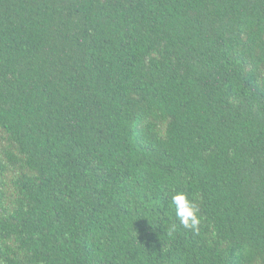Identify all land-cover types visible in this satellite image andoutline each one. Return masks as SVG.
<instances>
[{
  "label": "trees",
  "instance_id": "trees-1",
  "mask_svg": "<svg viewBox=\"0 0 264 264\" xmlns=\"http://www.w3.org/2000/svg\"><path fill=\"white\" fill-rule=\"evenodd\" d=\"M0 264H264V0H0Z\"/></svg>",
  "mask_w": 264,
  "mask_h": 264
},
{
  "label": "rangeland",
  "instance_id": "rangeland-1",
  "mask_svg": "<svg viewBox=\"0 0 264 264\" xmlns=\"http://www.w3.org/2000/svg\"><path fill=\"white\" fill-rule=\"evenodd\" d=\"M8 195H9V196L12 195V191H11V190H9ZM6 204H9V201H7Z\"/></svg>",
  "mask_w": 264,
  "mask_h": 264
}]
</instances>
